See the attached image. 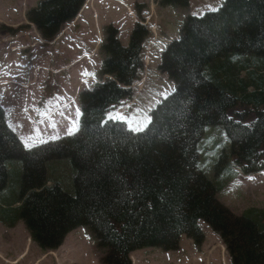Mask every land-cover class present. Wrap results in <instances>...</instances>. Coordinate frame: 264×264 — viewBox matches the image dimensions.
Returning <instances> with one entry per match:
<instances>
[{"label": "trees", "instance_id": "trees-1", "mask_svg": "<svg viewBox=\"0 0 264 264\" xmlns=\"http://www.w3.org/2000/svg\"><path fill=\"white\" fill-rule=\"evenodd\" d=\"M156 1L161 7L189 3ZM84 2L41 0L26 20L42 40L52 41ZM104 33L98 78L109 79L79 93L77 132L25 148L0 107V221L8 227L23 222L42 252L86 228L104 264H131L129 255L141 249L171 251L181 236L197 247L203 221L224 244L230 264H264V209L238 217L229 212L198 157L204 130L220 128L228 148L217 155L216 176L264 171V0H224L215 12L183 20L158 67L174 90L151 111L142 132L105 115L132 98L150 32L135 25L126 47L115 28ZM55 162L69 169L70 188L67 171L47 169ZM20 180L19 195L12 196Z\"/></svg>", "mask_w": 264, "mask_h": 264}, {"label": "rangeland", "instance_id": "rangeland-1", "mask_svg": "<svg viewBox=\"0 0 264 264\" xmlns=\"http://www.w3.org/2000/svg\"><path fill=\"white\" fill-rule=\"evenodd\" d=\"M39 1L0 0V107L7 126L25 148L77 131L80 117L77 95L100 84L97 74L104 58L100 44L105 37L103 29L108 27L116 28L117 39L124 47L135 25H145L150 32L142 45L144 67L140 82L133 85L132 98L105 115L106 120L111 115L124 122L128 129L144 130L151 111L174 90L168 77L158 69L162 52L179 38L185 18L215 12L224 0H189L186 8L161 7L156 0H85L78 16L64 24L52 41L42 40L26 20L27 11ZM244 76L242 72L241 78ZM107 79L103 77L102 83ZM219 129H205L198 146L200 169L217 186V201L236 217L251 208L264 209V171L248 177L237 170H231L228 178L214 174L218 153L228 148ZM60 164H48L47 169H54L55 175L67 171L64 185L70 188L71 173L63 166L64 162ZM20 188L21 180L11 190L12 196H18ZM198 226L203 234L199 246L181 236L171 251L147 248L131 253V264H230L219 237L203 221ZM104 262L103 252L96 248L86 228L70 232L57 250L42 252L31 242L23 222L8 227L0 221V264Z\"/></svg>", "mask_w": 264, "mask_h": 264}, {"label": "snow or ice", "instance_id": "snow-or-ice-1", "mask_svg": "<svg viewBox=\"0 0 264 264\" xmlns=\"http://www.w3.org/2000/svg\"><path fill=\"white\" fill-rule=\"evenodd\" d=\"M108 119L110 120H115L114 117H112L111 115H109ZM130 131H133V132H140V131H143V127H138V128H129ZM71 134V133H70Z\"/></svg>", "mask_w": 264, "mask_h": 264}, {"label": "crops", "instance_id": "crops-1", "mask_svg": "<svg viewBox=\"0 0 264 264\" xmlns=\"http://www.w3.org/2000/svg\"><path fill=\"white\" fill-rule=\"evenodd\" d=\"M63 37V36H62ZM62 37H60V38H62Z\"/></svg>", "mask_w": 264, "mask_h": 264}]
</instances>
